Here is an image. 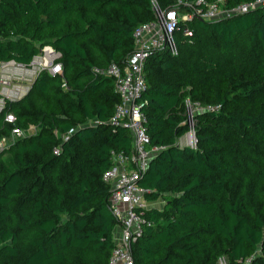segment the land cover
<instances>
[{"label": "trees", "instance_id": "trees-1", "mask_svg": "<svg viewBox=\"0 0 264 264\" xmlns=\"http://www.w3.org/2000/svg\"><path fill=\"white\" fill-rule=\"evenodd\" d=\"M216 1L1 0L0 64H29L52 46L63 72L43 71L0 113V140L38 128L0 154V264L109 263L118 221L103 175L111 151L131 152L132 135L111 126L121 99L99 71L127 65L135 30L156 9L193 18L178 21V55L154 50L144 68V125L159 151L139 184L163 206L142 212L134 264H264V6L196 15ZM188 101L202 108L195 147L180 142Z\"/></svg>", "mask_w": 264, "mask_h": 264}, {"label": "built area", "instance_id": "built-area-1", "mask_svg": "<svg viewBox=\"0 0 264 264\" xmlns=\"http://www.w3.org/2000/svg\"><path fill=\"white\" fill-rule=\"evenodd\" d=\"M223 3L224 0L211 2L205 11L197 10L196 15L205 20H215L264 6V0H255L241 4L233 10H226L222 6ZM192 18L193 15L181 14L175 9L169 11L156 9V19L135 30V50L129 57L127 65L121 68L111 64L106 71H99L114 78L115 88L121 99L110 120L111 126L129 128L132 135L131 152L111 151V167L103 175V180L110 186V208L118 221L114 232V248L108 264H134L132 246L142 236L145 224L142 212L152 208L151 201L147 199L149 190L139 184L142 174L146 172L151 160L159 151V147L151 145V138L144 125L146 119L142 112L141 97L146 89L145 64L152 51L157 49H166L172 56L178 55L179 48L175 36L178 21ZM185 35L193 36L189 29L185 31ZM59 57L60 53L52 46H44L29 64L15 60L1 62L0 113L5 110L7 102L19 101L25 97L34 80L43 71L61 75L63 68L57 63ZM190 107L194 108V112L202 109L198 104L193 105L188 101L191 130L188 132V141L182 146L195 147L196 138L192 129L194 117L193 113L189 112ZM4 120L6 123L15 124L17 118L14 113L7 112ZM95 123L98 124L99 121ZM36 132L37 127L33 125L27 129L14 127L10 137H3L0 140V154L8 151L19 140Z\"/></svg>", "mask_w": 264, "mask_h": 264}, {"label": "rangeland", "instance_id": "rangeland-1", "mask_svg": "<svg viewBox=\"0 0 264 264\" xmlns=\"http://www.w3.org/2000/svg\"><path fill=\"white\" fill-rule=\"evenodd\" d=\"M189 112L190 113H193V117H194V108H189ZM191 122V121H190ZM188 134L187 135H185L183 138H181L180 139V142L183 144V143H186L187 141H188ZM162 201H158L156 204L158 205V206H162ZM221 262V263H220ZM225 263H227V261H226V259H224V258H222V259H220V261H219V264H225Z\"/></svg>", "mask_w": 264, "mask_h": 264}, {"label": "crops", "instance_id": "crops-1", "mask_svg": "<svg viewBox=\"0 0 264 264\" xmlns=\"http://www.w3.org/2000/svg\"><path fill=\"white\" fill-rule=\"evenodd\" d=\"M32 88V87H31ZM31 88H30V90H31ZM30 92V91H29ZM28 92V93H29ZM24 98V97H23ZM22 98V99H23ZM37 132H38V128H37ZM158 201H162L161 199H159V200H157V201H151L150 202V206L153 208V207H156V208H162V206H163V203H162V206H158L156 203L158 202ZM163 202V201H162Z\"/></svg>", "mask_w": 264, "mask_h": 264}]
</instances>
